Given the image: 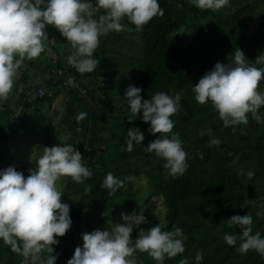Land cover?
Masks as SVG:
<instances>
[{
    "label": "trees",
    "instance_id": "1",
    "mask_svg": "<svg viewBox=\"0 0 264 264\" xmlns=\"http://www.w3.org/2000/svg\"><path fill=\"white\" fill-rule=\"evenodd\" d=\"M159 3L163 14L151 18L141 31L126 23L123 31H113L100 38L94 53L100 61L90 73L81 74L59 61L58 74L45 88L31 82L32 69L40 62L38 57L22 62L12 92L0 103V168L14 166L27 175L42 155L43 147L59 143L73 144L87 154L85 165L92 170V176L81 183L66 177V188L62 191L61 201L70 206L72 224L65 235L58 237L53 254H58L55 264H65L76 246L82 245L81 225L86 212L115 208L138 211L140 205L145 208L147 220L152 217L150 197L136 198L130 175L142 168L136 159L154 160L155 155L145 152L143 144L134 145L132 152L123 149L129 127H138L144 133L145 145L159 133H151L148 122L139 118L129 121L128 106L122 98L129 84L139 86L144 99L157 91L169 94L179 91L181 109L171 117L175 122L172 131L183 141L188 167L183 175L165 179L164 162L160 159L149 173L153 178L152 191L164 198V218L170 224V229L164 230H172L175 225L186 237L184 252L166 258L164 264H172L174 260L180 264L182 259L185 264H195L197 251L203 255L200 264H264V256L254 250L242 254L223 240L225 232L240 231L239 226H227L226 219L234 214H251L253 231L259 230L264 235L254 205L264 196V123L248 113L247 124L224 127L211 102H196L192 92V84L217 61L231 60L237 47L250 63H255L257 55L264 54V25L259 23L264 15L257 14L256 2L252 1L216 12L200 10L190 0H159ZM255 16L260 18L258 25L250 28ZM46 31L48 40L53 33L60 35L52 25ZM133 35L145 40L142 56H134L132 52V39L136 38ZM48 40L46 45L51 46ZM112 42L120 46L127 42V50L116 55ZM134 64L137 66L133 67ZM45 66L50 71L49 63ZM69 76L77 81L95 80L98 76L100 88L84 86L85 94H77L65 86V78ZM259 83L264 88V80ZM62 97L69 99L60 107L54 100ZM121 99L122 104L113 103ZM81 112L86 115L77 120ZM259 114L264 118V107L259 109ZM63 123L67 124L68 137L60 136ZM208 128L221 139L219 146L209 147V135L199 134ZM248 171L254 172L251 178L246 175ZM107 172L121 179L129 178L125 187L111 196L100 187ZM135 232L136 227L132 237ZM134 255L136 264H156L146 252L137 250ZM63 257L67 260H61ZM22 261V256L0 242V264Z\"/></svg>",
    "mask_w": 264,
    "mask_h": 264
},
{
    "label": "clouds",
    "instance_id": "2",
    "mask_svg": "<svg viewBox=\"0 0 264 264\" xmlns=\"http://www.w3.org/2000/svg\"><path fill=\"white\" fill-rule=\"evenodd\" d=\"M190 2L200 10L216 12L229 0ZM162 14L159 0H0V103L12 92L22 62L39 57L46 48L48 25L66 38L67 63L84 74L94 71L100 61L94 53L102 36L123 31L127 26L123 23L125 20L141 31L151 18ZM249 61L237 47L231 60L217 61L192 84L195 101L211 102L224 127L247 124L248 113L257 122L264 123L259 114V109L264 107V91L258 90V83L264 80V66H256L264 65V54L257 55L255 63ZM141 91L139 86H127L124 92L127 119L148 122V130L159 135L145 145L144 133L138 127H129L123 150L132 152L134 145L143 144L145 152L163 160L165 179H175L188 167L183 141L172 131L175 122L171 117L181 109V93L157 91L144 99ZM85 115L81 112L76 119L81 120ZM206 133L210 137L209 147L222 143L210 128L199 134ZM240 173L244 170L240 169ZM92 174L83 163L81 152L70 143L44 146L35 167L29 168L27 175L14 166L0 168V242L22 256L24 264H55L58 254H53V246L72 224L70 206L61 201L64 194L57 182L70 177L81 183ZM246 175L251 178L254 172L248 171ZM128 179L108 172L100 187L107 189V195L111 196L124 188ZM144 211L139 205L138 211L120 213L122 223L81 233L82 245L76 246L66 264H136L137 250L146 252L156 264H164L166 258L183 253L186 237L175 225L167 231L160 223L147 230L139 228L133 239V228L147 222ZM153 214L158 216L156 212ZM226 221L229 228H240L239 232L223 234L228 246H236V251L242 254L254 250L264 256V235L259 230L253 231L251 214H234ZM202 260V253L197 251L195 264ZM180 264L185 261L182 259Z\"/></svg>",
    "mask_w": 264,
    "mask_h": 264
},
{
    "label": "rangeland",
    "instance_id": "3",
    "mask_svg": "<svg viewBox=\"0 0 264 264\" xmlns=\"http://www.w3.org/2000/svg\"><path fill=\"white\" fill-rule=\"evenodd\" d=\"M248 1L256 2L257 14H259L260 16L264 15V0H229V3L222 9L231 10L232 7L238 8L241 6V4H243L244 2H248ZM259 20L260 18L258 16H255L253 21L251 22L250 28L251 27L253 28V26H257ZM261 22H263V25H264V17L262 16H261V20L259 23ZM123 23L126 24L128 22L125 20ZM133 36L136 38H133ZM133 36H132L133 38L132 40L134 41V46L132 48V52L134 56H142L145 40L140 35L139 36L133 35ZM48 41L51 46L47 45L43 51L44 53L42 52L40 56L38 57L40 62L39 64H36V66L34 67L35 68L34 70L32 69V73L34 71V74L31 77L32 83L40 84L45 88L49 87V84L54 81L55 74L56 73L58 74L59 72L57 68V63L59 61H62V63L64 64L67 63L66 57L69 54V45L66 43V38L63 37L61 34L60 35H57L56 33L51 34ZM126 43L127 42H124L123 44H121L122 46L121 47L118 42H112V48H114V51H117L116 55L120 53H124L127 50V48L125 47ZM137 47L139 48V50L137 49ZM46 63H49V65L51 66L50 71L45 66ZM136 66L137 65L135 64L133 65V67H136ZM43 68L45 70H43ZM65 80H66L65 86L71 87L74 92H77V94H81V95L85 94L84 86L93 85L95 87L94 88L95 90H98L100 88V77L98 76L95 78V80L84 78V79H80L77 81L72 76L66 77ZM90 80L92 82L88 84ZM258 90L264 91L263 84L258 83ZM68 99L69 97H62V98H56L54 101L56 105L63 107ZM122 99H124V96ZM122 99L113 100V103L122 104L123 103ZM124 103L126 105V102ZM60 130H61V133H60L61 137L64 135L68 137V134L66 133L67 131L66 123L61 124ZM81 154L83 156V163L85 164V162L88 161V156L85 152H81ZM159 160L160 158L156 156L154 160L148 159V161L142 158L136 159L138 166L142 168L138 169L137 171L138 173L130 175L131 183L134 185V192H135L136 198L140 197L141 199H145L147 196H149L150 199H149L148 204L152 207L151 208L152 217L148 219L147 222L142 223L139 227H136V232L133 238L136 237L139 231V228H144L145 230H147L151 226L158 224V223L164 226L163 230L170 229V224L164 218L165 216L164 212L166 210V207L163 201L164 198L161 194L154 193L150 185V182L153 181V178L151 175H149V173L156 168ZM66 181H67L66 177H63L61 180L57 182L58 187L60 188L61 191H64V188H66ZM254 205H256V208H257V213H258V217L260 218L261 227L264 229V196L260 197L254 203ZM121 212L131 213L132 210L131 209L121 210V208L105 209V210H95L94 209L93 211L90 210L86 212L85 217H83L82 219L81 229L83 230V232H91L95 228H100V229L111 228V226H113L114 223H122L121 216H120ZM153 212H156L159 217L153 214ZM61 260H67V259L63 257V259ZM66 262L67 261H64L65 264ZM21 264H24V261H22ZM172 264H175V260L172 262Z\"/></svg>",
    "mask_w": 264,
    "mask_h": 264
}]
</instances>
